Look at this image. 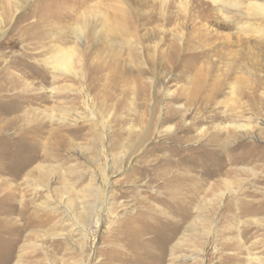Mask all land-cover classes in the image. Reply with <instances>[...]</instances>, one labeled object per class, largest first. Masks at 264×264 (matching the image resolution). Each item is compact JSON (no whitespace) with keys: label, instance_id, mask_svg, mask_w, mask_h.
Wrapping results in <instances>:
<instances>
[{"label":"rangeland","instance_id":"obj_1","mask_svg":"<svg viewBox=\"0 0 264 264\" xmlns=\"http://www.w3.org/2000/svg\"><path fill=\"white\" fill-rule=\"evenodd\" d=\"M218 8L209 0H0V264H264V18ZM239 21L251 30L239 33ZM173 38L184 49L170 60ZM57 44L74 50L76 74L97 69L100 80L42 84L23 71L43 59L38 48ZM225 71L229 85L213 104L190 108L180 126L190 128L171 139L162 121L176 105L166 92L188 91L200 74L222 83ZM139 83L155 109L146 142ZM119 93L127 99L115 113ZM168 159L180 161V181L169 185L161 178ZM181 182L196 189L186 205Z\"/></svg>","mask_w":264,"mask_h":264},{"label":"bare ground","instance_id":"obj_2","mask_svg":"<svg viewBox=\"0 0 264 264\" xmlns=\"http://www.w3.org/2000/svg\"><path fill=\"white\" fill-rule=\"evenodd\" d=\"M123 2V0H120ZM166 1V0H163V2ZM211 3H213L214 5H217V6H220L221 8H218V12L219 13H227L228 9H231L234 11V15L235 13H237L236 15L237 16H245L247 17L248 19L251 18H264V3L263 4H249L248 6H243L239 0H209ZM208 2V1H207ZM196 3V2H195ZM18 6H19V2H17ZM123 5V4H122ZM198 5V4H197ZM200 6V5H198ZM198 9V8H197ZM161 10V9H160ZM195 10V9H194ZM193 10V11H194ZM244 10V11H243ZM182 12V11H181ZM93 13V12H92ZM90 13V17L91 19L94 21L92 22L91 24V28H93V31L91 33L92 36H95V26H98V20L96 19V15L95 13ZM160 13V12H159ZM173 13V12H172ZM191 13V12H190ZM124 14V13H123ZM139 14V13H138ZM62 15V14H61ZM172 15V14H171ZM190 15V14H189ZM87 16V15H85ZM125 16V15H124ZM175 16V15H174ZM59 17V16H58ZM123 17V16H122ZM196 17V16H195ZM61 18V17H60ZM150 18V17H149ZM162 18V17H161ZM191 17H189L190 19ZM237 18V17H236ZM241 18V17H240ZM157 19V18H155ZM160 19V18H158ZM245 18H243L242 20H244ZM89 20V18H88ZM146 20V19H145ZM247 20V19H246ZM143 21V20H142ZM204 21V20H203ZM89 22V21H88ZM122 22V21H121ZM157 22V21H156ZM172 22V21H171ZM199 22V21H198ZM149 23V22H148ZM3 22L2 20H0V25H2ZM100 24L102 26H104L106 28L107 24L101 23L100 21ZM123 24V23H122ZM129 24V23H128ZM172 24V23H171ZM192 25V24H191ZM197 25V24H196ZM235 25L237 26V31L239 33H243V32H247L249 30H251L252 28V25L247 22H242V21H239L238 23H235ZM130 26V25H129ZM193 27V26H192ZM198 27V26H197ZM195 31V30H194ZM208 34V33H206ZM73 35H74V39H77V40H82L83 36H84V31H83V28L81 26H78L75 30V32H73ZM211 35V34H210ZM190 37V36H189ZM196 37V36H195ZM208 37V36H207ZM187 38V37H186ZM191 38V37H190ZM177 39V38H176ZM172 39L171 40V49H173L170 53L171 57H170V60H172L177 52L179 51H182L183 52V49H184V46H183V40L182 39ZM194 39V38H193ZM212 39V38H211ZM32 40V39H31ZM211 41V40H210ZM189 42V41H188ZM193 42V41H192ZM181 43V44H180ZM211 43V42H210ZM164 44V43H163ZM200 44V43H199ZM210 45V44H208ZM213 45V44H212ZM188 47V46H186ZM201 48V47H199ZM206 48V47H205ZM40 49V52L37 53L36 55L38 57H43V59L39 60V61H35V62H27V66H25V68H23V71L25 70H28L30 71L31 73H35L34 75L40 80L39 82L42 83V84H46L49 77L51 76L52 79H55L56 76H62V75H66V76H71L73 78V81H79L80 80H86V81H90L91 80H100L99 79V74H100V71L99 70H90V71H86L81 74L83 75L82 77H80L78 74H76L72 68V62H73V58H74V50L72 48H69V49H64V46L62 44H57L55 46H52V47H46L44 49L42 48H38ZM191 49V48H190ZM190 49H185L187 50V52L190 50ZM195 49V48H194ZM210 49V48H209ZM198 50V49H197ZM200 53H202V55L204 54V52H206L207 50L206 49H200ZM167 51V50H166ZM30 50L29 54L25 53L24 56H23V59H30L32 56H34V53ZM195 52V51H194ZM209 52V51H208ZM173 54V55H172ZM188 54V53H186ZM223 54V53H222ZM168 55V54H167ZM205 55V54H204ZM201 56V55H200ZM202 57V56H201ZM169 59V58H167ZM18 61V60H17ZM87 61V60H86ZM183 61V60H182ZM77 62V61H76ZM81 62V61H80ZM85 63V62H84ZM83 63V64H84ZM142 64V63H141ZM193 66V65H192ZM213 67V71H216V67L215 66H212ZM83 70L84 69H87L86 67L82 68ZM81 69V70H82ZM200 70L202 69L201 67L199 68ZM218 69V68H217ZM231 70V69H230ZM99 71V72H98ZM27 72V71H26ZM138 72V71H137ZM140 74V73H139ZM8 75V74H7ZM29 75V74H28ZM222 78H223V82L220 83L218 81H214V80H210L211 82L209 83V79L212 78L211 76L212 75H198L196 81L194 80L193 84H192V88L191 89H188V91L186 92H183V93H180V92H177L175 95L171 93H168L166 92V97H170V103L171 104H175L176 106H170L168 108V112H167V115L166 117L164 118V120L162 121V126L164 128V131L166 132V134L168 136H170L171 139L177 141V143H179L182 139H177L176 138V130L178 129H181L180 132H185L188 130V128H190V125L191 124H183L182 127L180 128L181 126V123H185V120H183L186 116L187 117H191V116H188L187 113L189 111L190 108H195V110L199 111L200 109L203 108V106H208V105H211L214 103V101H216L217 97L219 96V92H220V89L221 87L225 86V85H229V84H226V82L228 80H231V73H229L228 71H225L223 72L222 74ZM220 75V76H221ZM11 76V75H10ZM214 77V76H213ZM12 78V77H11ZM120 78V77H119ZM209 78V79H208ZM139 81V78H137ZM13 80V79H11ZM103 82V81H102ZM136 82V81H135ZM81 84V83H80ZM89 84V83H88ZM97 84V83H96ZM21 83L19 82H15L13 83V86H19L18 88H20L21 90H26L28 89L29 91L32 90V85H25L22 84V86H20ZM140 85V86H139ZM144 84L142 83H139L138 84V88H136V91H134L136 93V98H137V101H138V108L136 110H138L137 113V118H139V122L141 121L142 124L144 123L145 125L147 124L146 128H145V132H143V136H142V141L143 142H146L148 140V137L150 135V131H151V127L153 126V121H154V115H155V109L153 110V108H150L148 109L147 105L145 103L146 100H147V95H146V90H145V87L143 86ZM89 86V85H88ZM101 86V84H100ZM114 86V85H113ZM233 86V85H232ZM39 87V86H38ZM94 87V86H93ZM96 87V86H95ZM11 88V87H10ZM14 88V87H13ZM35 88V87H34ZM208 88V89H207ZM38 89V88H37ZM93 89V88H92ZM99 89V88H98ZM113 89V88H112ZM117 89V88H116ZM115 89V90H116ZM179 89V88H178ZM233 89V88H232ZM18 90V89H17ZM81 90V89H80ZM28 91V92H29ZM42 91V88L41 90ZM39 91V92H40ZM177 91V90H176ZM8 91H6L7 93ZM14 92V91H13ZM81 92L84 94V104L86 105V108L88 109L89 108V99L87 95H85L83 89L80 91V94ZM21 93V92H20ZM25 93V91H24ZM29 93H32L29 92ZM37 93V92H36ZM50 93H52V95L56 94L57 93V89L56 88H51L50 89ZM175 93V92H174ZM223 93V92H222ZM12 94V93H11ZM19 94V93H17ZM82 94V95H83ZM116 94V93H114ZM120 94V93H119ZM115 95L116 97L119 95ZM221 94V93H220ZM39 95V94H38ZM122 96V101H119V99L117 98H114V104L112 105V109L115 110V113H119V111L121 110L122 106H123V103H126V99L127 97H125L126 95L124 93H121L120 94ZM224 95V94H223ZM5 96V95H4ZM10 96V95H9ZM21 96V95H20ZM11 97V96H10ZM9 97V98H10ZM26 97V96H25ZM30 97V95H29ZM39 99L41 98L42 99V95L40 93V96H37ZM109 97H110V94H109ZM112 97H114L112 95ZM14 97H12L13 99ZM17 98V97H16ZM11 99V100H12ZM19 99V98H18ZM28 99V98H27ZM33 99V98H32ZM33 100H36V99H33ZM109 100V99H108ZM111 101V100H110ZM113 102V99L112 101ZM123 102V103H122ZM216 103V102H215ZM21 104V103H20ZM28 104V103H27ZM130 105V104H129ZM136 105V104H135ZM216 105V104H215ZM213 105V108L214 106ZM23 106V105H22ZM153 106V105H152ZM21 108V107H20ZM133 108V107H132ZM136 108V107H135ZM212 108V107H211ZM212 108V109H213ZM17 109V108H16ZM152 109V110H151ZM89 110V109H88ZM150 110V112H149ZM191 110V109H190ZM216 110V109H215ZM133 111V110H132ZM141 111H146V115L144 113H142ZM214 111V110H213ZM196 112V111H195ZM206 112V111H205ZM208 113V112H207ZM78 115V114H77ZM205 115V114H204ZM209 115V114H208ZM195 116V115H194ZM206 116V115H205ZM215 116H217V114H215ZM114 117V116H113ZM146 121H145V119ZM198 117V116H197ZM207 117V116H206ZM205 117V118H206ZM196 118V117H195ZM210 118V116H209ZM217 118V117H216ZM114 119V118H113ZM189 119V118H188ZM197 119V118H196ZM195 119V120H196ZM200 119V118H199ZM208 119V118H207ZM77 120V119H75ZM187 120V119H186ZM216 120V119H215ZM228 120V118H227ZM202 121V120H201ZM205 121V120H204ZM213 121V120H212ZM72 122V121H71ZM75 122V121H74ZM188 122V121H187ZM203 122V121H202ZM207 123V122H206ZM210 124V122H208ZM196 124V123H195ZM221 124V123H220ZM31 125V124H30ZM118 125V124H117ZM203 125V124H202ZM33 126V125H32ZM144 126V125H143ZM35 127V126H34ZM197 127V126H196ZM223 127V126H222ZM115 128V127H114ZM178 128V129H177ZM202 128V127H201ZM216 128V126H215ZM227 128H229L228 126L224 127L223 129L227 130ZM35 129V128H32V130ZM39 129V127H38ZM220 129V128H219ZM231 129V128H230ZM37 130V129H36ZM56 130V129H55ZM192 130V129H191ZM190 130V131H191ZM214 130V129H213ZM41 131V130H39ZM54 131V130H53ZM114 131V130H113ZM228 131V130H227ZM37 132V131H36ZM194 132V131H193ZM41 133V132H40ZM200 134L202 133L201 131L199 132ZM204 133V132H203ZM218 133V132H217ZM33 134V133H32ZM37 134V133H36ZM35 134V135H36ZM188 134V133H187ZM226 134V133H225ZM49 135V134H48ZM204 135V134H203ZM216 134H214V137L211 138V141H218L217 137H215ZM219 135V134H218ZM29 136V135H28ZM37 136V135H36ZM35 136V137H36ZM200 138H203V137H200ZM38 139V138H37ZM184 139V138H183ZM189 139V138H187ZM207 139V138H206ZM223 140V139H222ZM34 142V141H33ZM224 142V141H223ZM176 143V142H174ZM188 143V142H187ZM63 144V143H62ZM173 144V143H172ZM204 146V145H203ZM211 147V145H210ZM62 148V147H61ZM60 149V147H59ZM187 151V149H186ZM189 151V150H188ZM194 151V150H193ZM231 151V150H230ZM191 152V151H190ZM226 152V151H224ZM186 153V152H185ZM189 153V152H188ZM187 153V154H188ZM173 154H176V153H173ZM179 154V153H178ZM202 154V153H201ZM185 155V154H184ZM230 157V155H229ZM159 159V157H158ZM180 159V158H179ZM179 159L177 161H174L172 162L171 159H168L166 160L165 162L166 163H163L161 166L164 168V172L162 173L161 175V178L162 180L167 183V185L169 184H173L175 182H179L180 181V176H177L176 173H175V170L180 166V161ZM165 160V159H163ZM181 160V159H180ZM230 160V159H229ZM162 161V160H161ZM228 161V160H227ZM158 162V161H157ZM164 162V161H163ZM159 163V162H158ZM159 166V165H158ZM157 167V166H156ZM146 171V170H145ZM144 174V173H143ZM146 174V173H145ZM150 174V173H149ZM153 174V173H152ZM184 176V175H183ZM187 176V175H186ZM159 177V176H157ZM185 177V176H184ZM188 178V177H186ZM150 179V178H149ZM191 179V178H190ZM197 179V178H196ZM204 180V179H203ZM152 181V180H151ZM187 181V180H186ZM189 183V181H187ZM194 182V181H193ZM197 182V181H196ZM181 183H184L185 182H181ZM164 184V183H163ZM193 184V183H192ZM192 184H185V187H183V191L184 194H183V197H182V203H184L186 205L187 203V200H189L191 198V193H193V191H195L196 189H193L192 187ZM205 184V183H204ZM198 186V185H197ZM169 189V188H167ZM166 189V190H167ZM164 190V189H163ZM198 191V190H197ZM199 192V191H198ZM180 193V192H179ZM182 193V192H181ZM189 195H191L189 197ZM194 195H196L194 193ZM193 195V196H194ZM179 199V198H177ZM175 200V199H174ZM191 200V199H190ZM168 201V200H167ZM176 201V200H175ZM178 203V202H177ZM182 205V204H181ZM181 210V209H180Z\"/></svg>","mask_w":264,"mask_h":264}]
</instances>
